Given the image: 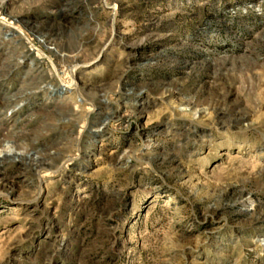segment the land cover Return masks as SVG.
<instances>
[{
  "label": "rangeland",
  "instance_id": "rangeland-1",
  "mask_svg": "<svg viewBox=\"0 0 264 264\" xmlns=\"http://www.w3.org/2000/svg\"><path fill=\"white\" fill-rule=\"evenodd\" d=\"M0 264H264V0H0Z\"/></svg>",
  "mask_w": 264,
  "mask_h": 264
},
{
  "label": "bare ground",
  "instance_id": "bare-ground-1",
  "mask_svg": "<svg viewBox=\"0 0 264 264\" xmlns=\"http://www.w3.org/2000/svg\"><path fill=\"white\" fill-rule=\"evenodd\" d=\"M31 48H32V47H31ZM33 50H34V49H33ZM38 54H40V53H38ZM39 56H42V55H39ZM53 66H54V65H53ZM70 86H71V87H72V86H73V87L76 86V82H74L73 85H70Z\"/></svg>",
  "mask_w": 264,
  "mask_h": 264
}]
</instances>
